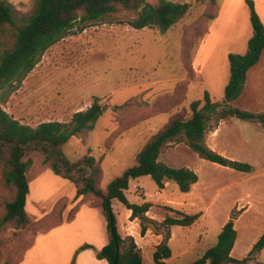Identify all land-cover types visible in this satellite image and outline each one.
<instances>
[{"label": "rangeland", "instance_id": "rangeland-1", "mask_svg": "<svg viewBox=\"0 0 264 264\" xmlns=\"http://www.w3.org/2000/svg\"><path fill=\"white\" fill-rule=\"evenodd\" d=\"M6 1L12 6L17 25L0 27V52L13 45L17 26L37 7L36 0ZM148 1L157 3L159 0ZM172 1L186 2L191 7L186 16L166 32L158 26L133 28L129 22L138 13L128 10L95 23L78 21L45 52L25 78L15 83L13 91L6 95L4 109L22 123L37 126L52 120L70 121L75 112L87 109L99 98L106 106L104 115L93 131L72 137L65 151L71 161L88 154L97 159L104 156L100 164L104 174L101 187L105 188L136 163L137 153L172 115H190V105L195 100H201L202 106L205 91L211 94L213 101L224 105L225 86L230 76L228 56L248 50V40L241 42L253 35L246 0ZM263 67L264 63L259 68ZM171 99H175L171 109H161L163 103ZM230 105L264 112V71L255 81L250 77L246 91ZM228 119L225 126L228 132L222 138V146L228 154L225 156L250 164L251 172L220 169L217 163L201 158L186 143L173 141L165 145L159 161L174 168L188 167L199 174L201 180L192 187V193H182L173 181L161 190L151 176L132 179L127 191L129 201L154 202L151 213L157 219L145 221L151 230L148 236L141 234V219L127 217L129 209L119 200L113 201L118 230L125 237L134 236L143 252V264H157L153 258L159 242L156 235L161 234L162 242L168 232L172 257L166 264L193 263L217 244L223 221L227 217L228 221L233 209L242 210L235 221L242 233L233 255L236 259L243 260L264 232V127L258 122ZM213 129H209L207 136ZM113 133L119 136L110 146L107 140ZM31 157L34 163L28 179L32 181L34 192L36 176L50 167L44 163L42 153L33 152ZM51 175L56 176L52 171ZM49 181V176L38 181L43 185L38 189L40 193L55 186ZM157 190L164 198H157ZM15 193L16 189L3 181L0 170V219L5 214L6 202L13 200ZM52 200L50 197L43 205L38 204L37 210L28 211L33 222L51 212ZM58 201L66 207L69 205L67 197L58 199L55 204ZM183 213L200 214V217L190 226L168 228L162 223L167 216L180 217ZM55 221H48L47 226ZM37 229L41 230L35 226L18 229L12 223L0 225V264L5 260L15 262L24 255ZM89 237L91 241H98L96 225ZM86 244L95 245L93 242L83 244L72 257H77ZM230 264H264V248L246 263Z\"/></svg>", "mask_w": 264, "mask_h": 264}, {"label": "trees", "instance_id": "trees-1", "mask_svg": "<svg viewBox=\"0 0 264 264\" xmlns=\"http://www.w3.org/2000/svg\"><path fill=\"white\" fill-rule=\"evenodd\" d=\"M36 1L35 12L17 26L13 45L0 52V170L5 184L16 189L13 200L5 204V214L0 219V225L12 223L18 229L35 226L41 228L37 229L38 235L65 220L72 221L83 204L102 206L107 218L109 242L97 252V257L106 259L109 264H143V252L134 236L125 237L118 230L113 201L119 200L132 210L133 219H141V234L144 236L149 229L145 221H155L146 215L154 203L144 201L138 204L129 201L127 191L132 179L151 176L159 189H165L173 181L182 193L191 191L193 185L199 181V175L188 167L174 168L159 161L165 145L173 141L183 142L203 159L238 171L251 172L250 164L226 157L211 148L207 143V133L209 129L217 127L220 121L231 117L258 122L264 127V112H252L230 105L243 92L248 71L261 59L264 51V23L256 10L254 0H246L250 9L253 35L248 41L246 53H230L228 56L230 78L225 87V104L213 101L211 94L205 91V102L202 106L201 100H195L191 102L190 115L182 113L172 115L137 153L136 163L127 167L102 188L104 174L100 161L102 162L104 156L97 159L88 154L80 160L71 161L65 151V145L72 137L93 131L104 115L106 106L99 98H95L87 109L75 112L70 121L52 120L32 126L22 123L4 109L6 95L13 91L15 83L25 78L40 62L45 52L59 42L78 21L95 23L121 10H128L138 13V16L129 22L133 28L158 26L162 32H166L186 16L191 5L172 0H159L157 3L148 0ZM217 16L218 13L213 18ZM7 24L17 25L12 6L6 0H0V27L4 28ZM175 99L163 103L161 109H171ZM118 136L119 134L113 133L107 144L112 146ZM36 151L42 153L44 163L49 165L56 175L68 179L76 188L74 203L67 218H65L67 207L65 203H61L62 200L54 205L50 213L37 221L33 222L30 218L26 209L30 193L28 172L34 163L31 154ZM241 212L242 210H232L218 236L217 244L207 249L202 257L191 264L246 263L253 255L261 252L264 248V232L243 260L231 255L238 238L235 221ZM199 217L200 214L183 213L180 217L167 216L162 223L168 228L175 225L190 226ZM50 220L56 221L47 226ZM170 237L171 234L168 232L165 239L156 247L153 258L157 264H166V260L172 257V250L168 244ZM34 241L27 246L25 253ZM85 248L94 246L86 244L83 246V249ZM25 253L15 262L5 260L2 264H19Z\"/></svg>", "mask_w": 264, "mask_h": 264}, {"label": "crops", "instance_id": "crops-1", "mask_svg": "<svg viewBox=\"0 0 264 264\" xmlns=\"http://www.w3.org/2000/svg\"><path fill=\"white\" fill-rule=\"evenodd\" d=\"M254 3H255V7H256V10L260 18L262 22L264 23V0H254ZM248 38L247 39L244 38L243 40H241V42L244 41V43H246L247 40L249 41L251 37L249 39ZM263 61H264V51H263L260 61L248 71L247 80H246V84H245V88L243 92H245L247 89V85L249 84L250 77L252 78L253 81H255L259 77V74L264 71V67L259 68L264 63ZM229 70H230V64H229ZM228 120L229 119H224L220 121L219 125L215 127L213 130H211L209 135L207 136L208 145L223 155H228L225 147L222 146V143H223L222 138L226 136L228 132L227 128H225L226 124H228L227 122ZM216 165H217L216 167L218 168L221 167L220 169H226L227 171H233V168L226 167L218 163ZM46 168L47 169L46 170L44 169L43 173L38 178L36 176L33 182L34 192L32 188L33 186L32 181H29L30 193L28 195L26 209L27 211L29 210L35 211L37 210L38 204L40 206L43 205V202L44 201L46 202L47 200H49L50 197L53 198V200L50 202L51 206L49 209H51L58 199L62 197H67L69 199V205L65 210V218H67V214L74 203L73 200L76 196V188L71 183V181L68 182L67 181L68 179L64 180V179L57 178L56 176L58 175H56L52 171L51 168H48V167ZM51 171L56 176L51 175ZM45 176L46 177L49 176V178L51 179V182H53L55 186L54 187L50 186L51 187L50 188L48 185L49 188L44 187L45 190L40 193L38 189L41 188L43 185L38 183V181H40L41 179H44ZM200 180L201 179L199 176V181L195 185H198ZM195 185H193V187ZM192 191L193 190L191 189L190 192L184 193V194L188 195L192 193ZM156 195L158 199L164 198V196L161 194L159 190L156 191ZM169 201H173V200L170 199ZM153 207H151V209L147 212V216L155 220L157 218H155V216L151 213ZM170 207L171 209H173L172 208L173 206H170ZM131 215H132V210L129 209V211L127 212V217ZM227 218L225 221H223L222 226L227 222ZM135 221L136 220H134L133 222ZM95 225H96V231L98 233V241H91L89 234L92 231L93 226ZM235 227L238 231V238L231 252L232 256L237 251L239 247V243L241 241V236H242V233H240V228L238 224H235ZM150 233H151V230L148 229L145 236H148ZM156 236L159 238L158 239L159 242L157 243L158 245L161 242L160 240L161 234H157ZM91 242L95 243L94 245L95 249L87 248V249L80 250L77 257L76 256L74 258L72 257V255L74 256V254H77L76 253L77 249H79L83 244L91 243ZM108 242H109V234L107 230V218L105 216L103 207L102 206L93 207L88 204H83L80 207V210L78 211L77 215L72 221L65 220L63 223L53 227L51 230L45 233L38 234L35 237V241L33 245L26 251L23 260L19 264H72V263L74 264H109V262L106 259H100L97 257V252L100 249H102L105 245H107Z\"/></svg>", "mask_w": 264, "mask_h": 264}]
</instances>
